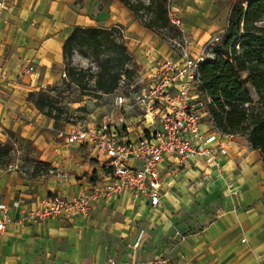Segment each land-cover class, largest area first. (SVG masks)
I'll use <instances>...</instances> for the list:
<instances>
[{
	"label": "crops",
	"instance_id": "crops-1",
	"mask_svg": "<svg viewBox=\"0 0 264 264\" xmlns=\"http://www.w3.org/2000/svg\"><path fill=\"white\" fill-rule=\"evenodd\" d=\"M200 1L208 8L212 0ZM213 1L227 4L229 18L231 2ZM75 25L120 27L140 72L158 57L180 58L163 39L169 35L145 26L121 0H5L0 12V140L14 134L22 146L29 143L25 155L19 149L18 168L0 166V204L6 207L0 208V216L6 212L0 264H152L162 255L173 260L183 255L181 264H264V155L241 134H219L228 148L218 157L221 168L200 156L161 162L163 192L156 207L146 197L134 199L124 192L96 199L88 216L28 219L43 197L55 192L76 196L108 179L104 155L60 134L78 121L104 119L113 109L108 93L112 102L104 115L96 117L92 110L75 123L49 118L27 99L29 91L63 83L62 46ZM183 30L189 32L184 22ZM202 45L193 41L189 47L195 54ZM207 118L204 129H215Z\"/></svg>",
	"mask_w": 264,
	"mask_h": 264
},
{
	"label": "built area",
	"instance_id": "built-area-1",
	"mask_svg": "<svg viewBox=\"0 0 264 264\" xmlns=\"http://www.w3.org/2000/svg\"><path fill=\"white\" fill-rule=\"evenodd\" d=\"M174 1L167 0L169 20L183 32ZM229 1L232 9L238 0ZM4 5L5 0H0V12ZM223 33L212 34L195 54L189 45L175 40L173 47L180 58L164 55L144 72L137 71L131 78L123 75L116 90L106 94L113 98V109L104 119L98 123L78 121L69 131H61L68 142L88 143L92 151L104 155L108 179L82 189L76 196L55 192L43 197L39 206L28 212V219L43 222L48 217L71 213L88 216L96 199L124 192L134 199L146 197L156 207L163 192L160 164L169 157L183 163L200 156L207 164L221 168L218 157L226 154L228 148L219 135L223 132L212 127L204 129L211 97L200 89L199 76L200 66L216 57L215 49ZM11 157L8 168H18L20 150L13 148ZM0 208L6 211L5 204L1 203ZM5 218L6 212L0 216V231ZM141 236L135 246L140 244ZM179 258L173 260L169 255H162L151 263L181 264Z\"/></svg>",
	"mask_w": 264,
	"mask_h": 264
},
{
	"label": "trees",
	"instance_id": "trees-1",
	"mask_svg": "<svg viewBox=\"0 0 264 264\" xmlns=\"http://www.w3.org/2000/svg\"><path fill=\"white\" fill-rule=\"evenodd\" d=\"M121 1L159 35L166 36L167 31L174 28L170 24L167 0ZM263 18L264 0L235 2L222 41L215 49L216 57L200 66L199 85L202 92L211 97L208 111L213 126L226 134L246 136L264 155V26L259 25ZM176 30L181 33L180 28ZM62 48L68 75L64 86L74 84L83 94L99 97L114 92L123 75L131 78L138 71L123 32L117 26L75 25ZM76 50L89 55L98 69L93 70L91 65H70ZM90 78L94 80L92 84ZM55 87L29 91L27 99L45 116L61 120L68 116L58 105L57 97L62 91L57 95L51 93ZM12 149L11 142L0 141V166L11 160Z\"/></svg>",
	"mask_w": 264,
	"mask_h": 264
},
{
	"label": "rangeland",
	"instance_id": "rangeland-1",
	"mask_svg": "<svg viewBox=\"0 0 264 264\" xmlns=\"http://www.w3.org/2000/svg\"><path fill=\"white\" fill-rule=\"evenodd\" d=\"M146 1L148 2V0ZM177 3L178 6L176 9V13L186 24L189 32L183 31L182 34H179L176 30L179 27L172 25L170 22V24L174 28H172V31L168 30L167 34L169 36L163 37V39L166 40L171 46L174 44L175 40L180 41L185 46H190V44H192L194 41V44L196 46H199L202 45L204 41H206L209 35L217 32H225V26L228 22V18L226 17L227 4H219L212 0L210 1V5H208V8H204V6H202L201 4L202 1L200 0H179ZM187 5H191L192 7H188ZM223 9L224 12L222 11ZM260 23H262V25L264 26V18ZM198 29H202V32L199 33V35L197 36L196 32L198 31ZM117 38L121 40L120 36H117ZM186 39L187 42L185 41ZM69 64L76 67H86L88 65H91L93 70L98 69V64L93 61L89 55H85L78 50L73 53L71 57V62ZM131 64H129L130 67ZM136 74L137 72L135 73V75ZM63 77L64 81L68 79L67 74ZM93 82V78H90L89 83L92 84ZM59 90L62 91V94L58 95V97L56 96L59 100L58 105H61L64 112L67 114L68 118H66V120L69 122L75 123L76 120L87 117L90 113H92V110H96V113H94L96 117H101L106 111H108L110 103L112 102V99L106 95L95 97L91 94H83L74 84H71L69 86L67 85L65 87L64 83H61L57 85L54 90L51 91V93L56 94ZM252 92L254 97H257L255 92ZM88 111L90 112L88 113ZM204 120L208 121V118H205ZM28 122H31V120ZM9 135L11 137H9L7 141L13 144V148L20 149L22 151V155H25L26 147L29 141H27L26 144L22 146V144L18 141L14 134ZM22 148L24 150H22Z\"/></svg>",
	"mask_w": 264,
	"mask_h": 264
}]
</instances>
